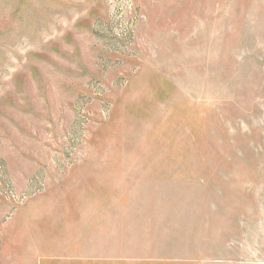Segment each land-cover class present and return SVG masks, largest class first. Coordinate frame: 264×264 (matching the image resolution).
Here are the masks:
<instances>
[{
	"label": "rangeland",
	"instance_id": "obj_1",
	"mask_svg": "<svg viewBox=\"0 0 264 264\" xmlns=\"http://www.w3.org/2000/svg\"><path fill=\"white\" fill-rule=\"evenodd\" d=\"M0 264H264V0H0Z\"/></svg>",
	"mask_w": 264,
	"mask_h": 264
}]
</instances>
